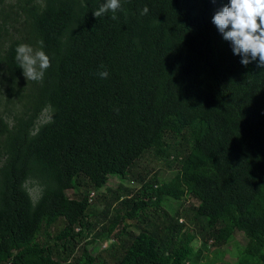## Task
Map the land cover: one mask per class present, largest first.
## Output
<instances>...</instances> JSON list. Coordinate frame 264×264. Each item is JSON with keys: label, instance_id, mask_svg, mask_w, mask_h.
Returning a JSON list of instances; mask_svg holds the SVG:
<instances>
[{"label": "trees", "instance_id": "1", "mask_svg": "<svg viewBox=\"0 0 264 264\" xmlns=\"http://www.w3.org/2000/svg\"><path fill=\"white\" fill-rule=\"evenodd\" d=\"M103 3L0 0V264H196L192 231L143 221L186 197L216 243L245 235L230 264H264V67L243 65L212 23L229 0H120L96 18ZM40 41L51 66L27 81L15 48ZM167 132L188 134L175 174L118 200L124 212L73 257L99 190L145 151L169 157Z\"/></svg>", "mask_w": 264, "mask_h": 264}, {"label": "rangeland", "instance_id": "2", "mask_svg": "<svg viewBox=\"0 0 264 264\" xmlns=\"http://www.w3.org/2000/svg\"><path fill=\"white\" fill-rule=\"evenodd\" d=\"M11 105H9L10 107ZM3 108V106H1ZM50 118V115H43L41 121H45ZM188 134L185 132L182 136H176L173 133L167 132L165 139L169 142L171 148L169 151V157H156L152 151H145L133 165L129 168V174L125 178L110 177L107 184L99 190L100 195H105L104 202L92 201L88 208L89 214L86 221L89 224L88 228L83 230L81 237L77 238L75 243L70 247H73L72 256H79L82 248V244L91 241L94 238H99L102 230H105L109 221L115 214L121 215L124 212L125 206L119 204L118 200L122 197L129 196L135 190H149L146 183L151 182H166L176 172V167H172L173 159L175 156H180L182 152L188 146ZM33 199H37L40 194V187L30 181L26 184ZM77 189L81 190L82 187L77 186ZM118 190L117 192H115ZM114 191V193H111ZM68 196L76 197L75 192L71 189L67 191ZM197 201L194 198L186 197L181 201L167 200L161 204V207L155 209L150 208L148 214L150 220L144 219L147 224L159 223L158 215H161V219H171L174 223L183 224L187 230L192 231L194 239L191 242L193 249L199 250V259L196 264H230L232 255H238L240 249L245 245L247 239L241 231H235L229 238L228 243L231 246L226 249L225 245L216 243L209 235V227L205 221V218L195 216V207ZM166 212V214H162ZM141 219L128 220L124 219L120 223H128L127 230L134 232L138 231L137 224H141ZM153 224V225H154ZM64 226L63 219H60L52 228L51 233L54 235L58 230ZM40 241L46 239V235H40L38 237ZM98 246H104L102 243L97 242L90 246L93 252L98 250ZM105 255V254H104ZM71 256V258H73ZM230 260V261H229Z\"/></svg>", "mask_w": 264, "mask_h": 264}, {"label": "clouds", "instance_id": "3", "mask_svg": "<svg viewBox=\"0 0 264 264\" xmlns=\"http://www.w3.org/2000/svg\"><path fill=\"white\" fill-rule=\"evenodd\" d=\"M120 7V0H105L99 9L93 11V15L98 18L109 10L115 13ZM148 11L145 6L141 15H146ZM212 23L223 39L231 42L233 53L242 57L243 65L258 60V65L264 67V0H229L227 5L215 12ZM39 44L41 47L37 49L26 43H20L15 48V60L27 81L42 80L44 72L51 66L50 58L43 50V41ZM99 75L105 79L108 77L107 71Z\"/></svg>", "mask_w": 264, "mask_h": 264}]
</instances>
